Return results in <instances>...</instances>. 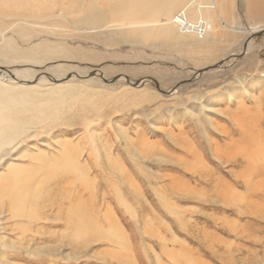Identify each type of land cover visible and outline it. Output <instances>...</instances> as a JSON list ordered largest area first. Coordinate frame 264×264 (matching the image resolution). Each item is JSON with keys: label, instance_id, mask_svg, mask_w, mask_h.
Returning a JSON list of instances; mask_svg holds the SVG:
<instances>
[{"label": "rangeland", "instance_id": "rangeland-1", "mask_svg": "<svg viewBox=\"0 0 264 264\" xmlns=\"http://www.w3.org/2000/svg\"><path fill=\"white\" fill-rule=\"evenodd\" d=\"M44 1L0 0V264H264V5L147 47Z\"/></svg>", "mask_w": 264, "mask_h": 264}, {"label": "bare ground", "instance_id": "bare-ground-1", "mask_svg": "<svg viewBox=\"0 0 264 264\" xmlns=\"http://www.w3.org/2000/svg\"><path fill=\"white\" fill-rule=\"evenodd\" d=\"M64 1L45 0L44 2L47 5L52 2L53 6H56L63 4ZM67 1H69L68 5L76 9L74 22L76 27L87 29L91 33H104L107 35V41L109 37H114L120 39L122 43H130L134 46L177 45L199 41L198 38L201 39L200 42L213 41L220 30V25L225 23L222 21V13L217 9V0ZM247 5L252 9L249 15L259 17L255 8L263 6L264 0H251ZM22 93H24L22 89L0 84V147L10 145L19 135L21 122L18 115L24 112V109L18 114L16 110L21 109L20 104L26 97ZM18 103L19 107L15 108ZM48 118V111L46 115L41 116L42 120ZM34 119L29 117L28 121L32 122ZM7 178L12 181L17 177L12 173Z\"/></svg>", "mask_w": 264, "mask_h": 264}, {"label": "water", "instance_id": "water-1", "mask_svg": "<svg viewBox=\"0 0 264 264\" xmlns=\"http://www.w3.org/2000/svg\"><path fill=\"white\" fill-rule=\"evenodd\" d=\"M262 31H264V29H262Z\"/></svg>", "mask_w": 264, "mask_h": 264}]
</instances>
